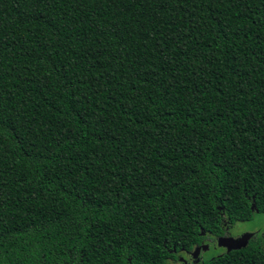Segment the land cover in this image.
<instances>
[{"label": "trees", "instance_id": "trees-1", "mask_svg": "<svg viewBox=\"0 0 264 264\" xmlns=\"http://www.w3.org/2000/svg\"><path fill=\"white\" fill-rule=\"evenodd\" d=\"M254 213L264 0H0V264H169Z\"/></svg>", "mask_w": 264, "mask_h": 264}, {"label": "rangeland", "instance_id": "rangeland-1", "mask_svg": "<svg viewBox=\"0 0 264 264\" xmlns=\"http://www.w3.org/2000/svg\"><path fill=\"white\" fill-rule=\"evenodd\" d=\"M255 231L264 232V213H254L250 220L235 222L229 227V234L233 235L232 237H235L234 234H243ZM224 249V247L217 246L215 241H213V243H210V245L208 244L207 249L200 250L197 255L201 253V257L214 256L223 252ZM196 257H194L193 259H195ZM189 260L190 257L186 255L181 257L177 262H172L169 264H187Z\"/></svg>", "mask_w": 264, "mask_h": 264}, {"label": "water", "instance_id": "water-1", "mask_svg": "<svg viewBox=\"0 0 264 264\" xmlns=\"http://www.w3.org/2000/svg\"><path fill=\"white\" fill-rule=\"evenodd\" d=\"M250 236H251V232L243 233L237 237H232V236L219 237L216 239L215 243L217 246L224 247L225 250L228 251L245 246ZM205 249H207V245L202 244L201 246L196 247L192 252H190L188 256L191 259H193L194 257H196V255L200 250H205Z\"/></svg>", "mask_w": 264, "mask_h": 264}, {"label": "flooded vegetation", "instance_id": "flooded-vegetation-1", "mask_svg": "<svg viewBox=\"0 0 264 264\" xmlns=\"http://www.w3.org/2000/svg\"><path fill=\"white\" fill-rule=\"evenodd\" d=\"M241 234V233H240ZM239 233L238 234H234V236L235 237H237V236H239L240 235ZM230 236H233V235H230ZM188 256V255H187ZM180 259V258H179ZM190 260H192L191 258H190ZM190 260H189V262H190ZM177 262V261H176ZM187 264H188V262H187Z\"/></svg>", "mask_w": 264, "mask_h": 264}]
</instances>
